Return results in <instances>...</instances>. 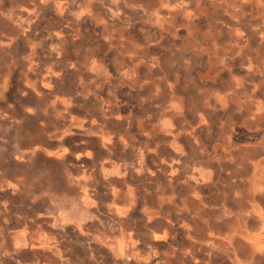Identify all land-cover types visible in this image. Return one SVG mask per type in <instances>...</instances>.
Here are the masks:
<instances>
[{"label":"rangeland","instance_id":"374dc122","mask_svg":"<svg viewBox=\"0 0 264 264\" xmlns=\"http://www.w3.org/2000/svg\"><path fill=\"white\" fill-rule=\"evenodd\" d=\"M36 1L39 0H17L15 5H20L17 12L22 11L19 19L23 20V30L17 39L9 43L6 38L13 37L11 33L15 32V24L20 20L9 19L10 22L7 19L12 9L9 1L2 5L4 12L0 9V27H3L0 28V264H48L54 259L59 264L65 263L66 259L70 264H126L127 259L133 261L128 255L130 251L143 249L144 254L149 251L148 244L133 246L128 244V239L129 232L141 229L146 223L139 201L146 189L152 187L137 180V170L132 165L134 158L129 154L133 151L131 148L126 147L121 152L115 146L108 152L106 146L109 147V144L101 141L100 133H87L93 118L87 110L92 105H84V98L78 89L73 88L68 95L72 103L69 105L71 111L67 113L53 97L42 94L44 89L40 86L39 90H35L26 85L28 79L25 74L30 65L28 48L31 45L36 47L34 59L39 67L51 66L48 51L53 45L49 37L60 28V18L50 8L38 9L34 4ZM140 4V0H96L95 8L96 11L104 10L109 17L113 10L115 17L121 18L125 26L134 23L136 33L141 34L138 27L147 23L151 11ZM76 11L75 7L69 15H76ZM220 14L224 13L221 11ZM84 26L95 32L98 30L90 18H84ZM206 28L201 26L198 33ZM177 30V36L168 35L167 39H163L164 43L172 42L177 65L184 66L183 61L191 58L195 67L201 66V57H192L191 50L184 51L179 46L186 36L185 28L178 26ZM224 37L228 38V34L225 33ZM25 38L30 42H26ZM24 44L27 49H23ZM105 58L112 70L111 53ZM204 63L208 65L207 61ZM206 72L204 74L208 78L216 77L217 81L224 74L216 67ZM32 73L35 75L36 70ZM235 73L240 74L239 71ZM66 77L67 74L63 79ZM121 99L124 102L121 107L123 115L129 111L134 114L141 111L142 100L136 93L121 94ZM87 100L88 103L96 101L92 95L87 96ZM49 101H54L53 105L59 104L57 114ZM43 112L51 118L57 117L56 120L63 125L57 129L52 126L45 128L44 134L49 143H27L29 137L34 136L35 127H39L43 120ZM232 113V120L221 117L211 123L214 134L230 135L233 141L241 144L252 142L264 133V127L249 129L241 120L242 113L236 108ZM59 138L63 141H58ZM215 142L220 141L214 136L207 142L208 147ZM33 146L38 148L33 149ZM64 147L68 149L64 156L49 154L54 151L61 153ZM87 153L91 157L86 156ZM116 167H119V172L113 170ZM152 167L157 169L153 164ZM225 172L221 171L222 175ZM127 185L133 188L137 203L124 211V204L119 201L113 203L112 200L113 192L118 196ZM175 227L177 235L181 236V228L177 224ZM36 237L45 241L52 238L56 252L46 255V252L38 251L34 246L38 244ZM119 238L125 241L121 246L123 257L116 255L118 244L115 240ZM226 263L230 264L229 261Z\"/></svg>","mask_w":264,"mask_h":264},{"label":"crops","instance_id":"0c3cea01","mask_svg":"<svg viewBox=\"0 0 264 264\" xmlns=\"http://www.w3.org/2000/svg\"><path fill=\"white\" fill-rule=\"evenodd\" d=\"M126 27L136 33L134 23H130ZM138 28L141 34H136L139 37L147 36L148 33L141 30V28H145V30L148 28L147 23ZM155 31L157 30L152 28L156 41L151 40L148 43L151 48L149 53L151 57H158L162 54L174 55L172 42L168 44L164 43L163 40L167 39L168 35L173 37L172 34L167 32L160 35ZM87 34L92 35L93 40H100L102 37L98 31L95 32L94 29H88L84 26L83 35ZM71 38L75 42L79 41L77 37L72 36ZM49 40L53 45V48L48 51V57L52 60L51 66L41 68L38 61L34 59L31 66L32 72L36 70V73L53 72L57 74V83L64 84L69 92L62 94L53 90L49 94L50 91L43 90L42 94L53 97L68 113L71 111L69 105L72 103L68 95L73 88L78 89L84 98V105H92L87 110L93 116L91 124L86 130L87 133H100L101 141L109 144V147L106 146L108 152H111L112 147L115 146L119 147L121 152H124L126 147L131 148L133 151L129 154L134 158L132 165L136 167L137 180L146 182L150 185V188L152 187L150 190L146 189L145 195L139 201L140 211L146 216V223L141 229L136 228L133 233L129 232L128 239L129 245L148 244L149 251H146L145 254L143 249L130 251L128 255L131 256L133 261L127 259L126 264H135L136 262L137 264H149L153 260L155 261L154 264H169V262H175V264H225L226 261H229L230 264H264V220L263 225H261L259 215L250 208L251 211L246 212L244 215H239L237 212L239 210L237 199L243 195L246 196V199L248 197L244 191L239 194L241 186L247 184L246 179L258 176L259 173L264 175V169L255 174L256 168L254 165L256 159L264 156V149L262 148L264 133L252 142L239 144L233 141L230 135L221 134L218 136L211 130V123L216 118L225 117L232 120L234 116L232 110H235V108L237 110L241 109V120L249 129L264 127V115L257 117V115L248 114L245 111V105L242 103L239 107L238 105L241 103L237 104L234 100H225L224 103L217 102V104L214 102L211 106H205L196 111H191V104L188 100H185L186 105L182 108V111H177L174 114L169 112L165 96L158 95L159 97H157L158 88L155 81L158 82V79L162 77L157 67L151 68L146 63L141 64L139 66L141 75L139 78H135L136 81H132L131 74L118 76L117 70L111 63L113 54L110 58L113 71L109 68L105 58L107 56L106 49H102L99 51V57H102L108 65L107 70L112 73L113 79H97L95 71H92L91 74H87L90 80L85 79L83 81L80 80L82 76H75V71L80 70L70 63L72 60H69L71 56L73 57L75 48L70 44L66 50L64 49L65 51H61V47L56 43V40L50 37ZM101 52H103L102 55H100ZM199 57L203 60L201 66L199 64L195 67L193 60L189 58L183 63L188 64L197 73L204 74L207 70L204 63V61H207V54H201ZM225 59H228L227 56H225ZM174 64L177 65L178 63L174 60ZM189 67H186L187 71L190 70ZM243 67V64L238 61L232 67L224 66L221 70L224 74L220 76L219 81L215 79L216 83L212 81L200 82V79H197L199 91L208 90L214 85H221L222 79L229 76V70L232 71V74L237 75L235 71H239L241 74V68ZM149 69L152 70V73L145 75ZM27 73L29 72L27 71ZM66 74V79H63ZM99 80L103 84V92L100 95L103 98H107V94L112 97L111 112L105 111L104 104L93 92L94 89L97 90L95 86L97 85L96 81ZM169 82H172V80ZM159 83L164 88L168 82L163 80ZM186 85L191 86V83L186 82ZM28 86L39 90L40 84L38 83L36 87ZM88 86L91 88L90 93L83 91V88L86 89ZM123 88H127V92ZM127 93H136L140 96L142 104L141 111L138 114L131 113V111L126 115L122 114L123 100L121 94L126 95ZM90 95L96 99L95 103H88L87 96ZM61 99H64V101H61ZM45 100L48 101L46 97ZM49 103L57 114L56 108L59 104L53 105L54 101H49ZM42 118L39 127H35L34 136H30L27 143H49L44 134L45 128L52 126L57 129L60 125H63L56 120L57 117L51 118L46 112H43ZM71 119H73L72 116ZM49 122L52 124H49ZM79 124L82 125V122L79 121ZM41 134L44 138L42 140L45 141L38 140ZM194 135H197V143L193 139ZM214 136L220 142L213 143L209 148L207 142L211 141ZM50 137L53 141L52 136ZM61 139L57 140L63 141ZM36 148L38 147L33 146V149ZM67 152L68 149L64 147L61 153L54 151L49 154L61 157ZM87 155L90 156L89 153ZM76 157L79 158V155L77 154ZM152 164L157 169H153ZM103 168L104 166H102ZM126 169L127 167L124 168V170ZM113 170L119 172V167ZM223 170H226V172L222 175L221 171ZM201 174L204 177H201ZM118 194V196H115L116 193L113 192L112 202L119 201L124 204L126 206L124 211H128L132 205L137 203L133 188L129 185H127L125 191L121 190ZM115 208H117L116 204ZM116 212L121 214L120 211ZM239 218L246 220L250 232L258 240L253 239V242L241 243L242 245L235 241L230 243L228 247L220 246L219 248H214L209 240H205L206 234L210 231H230L233 222L237 223ZM175 224L181 228V236L177 235ZM154 235L161 237L155 240ZM36 238L38 244L34 246L38 251H44L46 255L49 252L52 255L56 252L53 249L55 244L52 238L46 241L40 239V237ZM101 241L103 242V239ZM115 242L118 244L116 255L123 257L121 246L125 244V241L119 238ZM171 251L175 252L171 253ZM48 264L59 263L54 259ZM63 264L70 263L66 259Z\"/></svg>","mask_w":264,"mask_h":264},{"label":"bare ground","instance_id":"6f19581e","mask_svg":"<svg viewBox=\"0 0 264 264\" xmlns=\"http://www.w3.org/2000/svg\"><path fill=\"white\" fill-rule=\"evenodd\" d=\"M8 1L11 3L12 9L9 15L7 10L6 16L8 15V18H6L11 21L15 18H21L22 11L17 12L20 5H15L17 0H0V9L3 8V3H8ZM140 2V6L151 11L150 18L146 20L148 28L146 30L141 28L142 31L148 33L143 38L131 31L129 27H126L124 21L120 20L121 18L115 17L113 10H111L110 17L104 10L96 11V0H39L34 4H37L38 9L50 8L53 14L60 18V23L63 19V22L59 23L60 28L50 38L56 40V43L61 47V51L66 50L70 44L75 48L73 57L71 56L69 60H72L70 63L80 70L75 71V76H82L80 80H90L87 74H91L92 71H95L97 79H113L112 73L107 70L108 65L102 57H99V51L106 49L107 54L109 52L113 54L111 63L117 70L118 76L131 74L132 81H136L135 78H139L141 75L139 71L141 64L146 63L151 68L157 67L162 77L158 79V82L154 80L158 88L156 94L157 97L165 96L163 97L168 102L169 112L176 114L177 111H182V108L186 105L185 100H188L191 104V111L211 106L214 102L217 104V102L224 103L225 100H234L237 104L241 103L238 105L239 107L242 103L245 105L246 113L257 115V117L264 115V0H140ZM75 7L77 8L76 15L70 16L69 14L73 13L72 9ZM221 11L224 14L221 15ZM1 12H4V10L2 9ZM84 18H90L93 21L98 28L97 31L102 36L100 40H93L90 34L83 35ZM201 18L204 24H202ZM16 20L15 22H17ZM19 20L17 24L14 23L16 30L11 33L13 37L8 36L6 38L8 43L21 35L23 20ZM4 24L7 29L10 28L6 22ZM178 26H183L186 30L184 41L179 45L184 51L191 50L192 57L207 54L208 65L206 71L215 67L220 70L224 66L232 67L238 61L244 66L241 68L242 73L234 75L229 70V76L222 79L221 85H214L208 90L199 91L197 79H200V82L212 81L216 83V77L210 79L206 75L207 72L206 74L197 73L188 64L184 66L174 64V60H178L176 55L162 54L158 57H151L149 54L151 48L148 43L151 40L156 41L152 28L157 30L155 32L160 35L168 32L174 37L178 35ZM201 26L207 28L205 31L198 33ZM225 33L228 34V38L224 37ZM72 36L77 37L79 41L75 42L71 38ZM27 40L25 38L26 42H30ZM23 49H27L25 44ZM28 50V59L32 61H29L30 65L27 71L32 73L31 66L36 56V50L33 46ZM225 56L228 59H225ZM186 67H189L190 70L187 71ZM31 73L25 74V78L28 79L27 85L36 87L39 83L45 91H50L49 94L53 90L62 94L69 92L64 84L57 83V74L38 72L31 75ZM151 73L152 70L149 69L145 75ZM163 80L168 82L164 88L159 83ZM170 80L172 82H169ZM186 82H190L191 86L186 85ZM96 83L97 90H93L94 94L104 104L105 111L111 112L112 97L106 93L107 98H103L100 95L103 92V84L100 80ZM83 91L90 93V86L86 89L84 87ZM61 101H64V99H61ZM238 111L240 112L241 109ZM49 124L52 123L49 122ZM42 139L44 138L41 134L38 140L45 141ZM193 139L197 143V135H194ZM262 148L264 149V144ZM255 161V174H257V172L264 169V156ZM246 181L247 184L242 185L239 189V194L244 191L248 197L246 199V196L243 195L237 199V205L239 206L237 212L239 215H244L251 210L255 211L259 215L260 224L263 225L264 175L259 173L258 176L247 178ZM248 227L246 220L239 218L237 223L233 222L230 231H210L206 234L205 240H209L214 248L228 247L230 243L235 241L242 245L241 243L251 242L253 239L258 240V238L253 237ZM160 237L154 235L155 240ZM229 251L234 255L231 250ZM174 252L171 251V253ZM169 264H175V262H169Z\"/></svg>","mask_w":264,"mask_h":264}]
</instances>
